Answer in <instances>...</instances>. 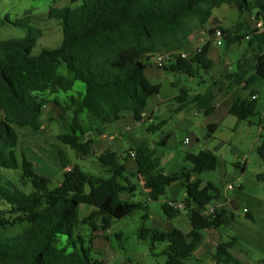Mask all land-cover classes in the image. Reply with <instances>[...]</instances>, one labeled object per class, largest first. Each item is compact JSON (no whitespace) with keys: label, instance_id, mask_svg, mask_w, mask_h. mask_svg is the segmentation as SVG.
I'll use <instances>...</instances> for the list:
<instances>
[{"label":"trees","instance_id":"1","mask_svg":"<svg viewBox=\"0 0 264 264\" xmlns=\"http://www.w3.org/2000/svg\"><path fill=\"white\" fill-rule=\"evenodd\" d=\"M223 4L234 5L241 12L255 11V18L264 20V0H70L49 12L62 26L61 45L44 48L39 54H33V50L43 31L25 20L16 21V25L27 27L28 34L0 42V198L9 205L6 210L0 209V264H104L94 258L92 242L99 234H92L90 245H86L79 233L81 226L89 224L93 232L109 230L114 221L136 210L147 211L149 202L160 200L177 182L185 191L184 210L191 230L165 231L144 225L140 233L143 239L169 243L163 251L168 257L166 264H187L204 245L205 232L226 225L225 208H215L212 217L206 215L219 195L213 183H204L199 177L218 167L219 157L212 150L187 153L185 159L192 168L169 175L147 139L135 140L127 155L113 148L95 155L94 140L86 138L92 129L102 134L103 127L120 121L127 113L137 122L144 121L149 98L159 92L160 86L146 78L148 64L143 58L150 60L157 53L186 49L195 28H204L214 8ZM219 28L230 44L244 39L239 36L243 23ZM248 33L253 34L251 45L258 49L251 68L240 59L237 70L226 75L233 84L227 87L228 92L241 86L242 93L229 108V113L240 120L255 115L257 90L252 86L264 80V30L254 27ZM210 44L188 57H175L163 69L194 78L200 68L211 70L214 61L209 57ZM76 82L84 83L85 90L69 96L64 104L54 100L63 113L71 111V122L58 139L75 151L76 159L96 157L100 173L86 171L61 148L58 155L66 170L61 182L54 184L50 177L35 171L25 153L19 158V130H42L47 100L35 93L67 92ZM224 86L223 81L214 79L204 94L191 96L183 90L176 97L179 105L175 111H184L194 103L207 116L212 115L217 108L214 89L221 92ZM88 120L91 125L86 127ZM164 123L150 124L147 130L156 131ZM209 127L215 130L217 124ZM168 137L161 141L163 145ZM259 151L264 157V142ZM128 156L138 165L131 173L126 165ZM132 177L140 185L133 183ZM139 186L146 191L148 201L131 199ZM122 194L129 198L123 199ZM173 202L163 203L169 219L181 214ZM83 204L94 207L84 218L80 215ZM247 217L253 219L248 212ZM238 242L235 236L218 242L213 264H244L232 252Z\"/></svg>","mask_w":264,"mask_h":264},{"label":"rangeland","instance_id":"2","mask_svg":"<svg viewBox=\"0 0 264 264\" xmlns=\"http://www.w3.org/2000/svg\"><path fill=\"white\" fill-rule=\"evenodd\" d=\"M70 0H0V42L13 38H23L28 34L26 26L16 25L17 20H25L30 26L43 31L33 50V54H39L44 48H57L63 39V30L59 21L49 16L53 8H61ZM256 12L239 11L236 6L220 5L214 8L212 18L204 28H195L189 46L184 49L190 55L193 54L199 40L208 37L212 40L211 29L217 27L233 28L239 23L244 24L239 36L244 39L236 43H228L226 39L222 46L210 44L209 56L214 59V68L206 70L200 68L196 77H190L183 73H174L170 70L158 68L154 59L143 60L148 64L145 76L152 84H158L160 90L150 96L147 113L142 122L134 120L131 114H126L121 121V131L124 132V147L122 153L127 155L130 144L135 140L147 139L149 147L155 151L161 162L162 168L169 175L181 173L184 168L192 163L185 160L187 153H199L202 150H212L219 157L218 167L215 170L206 171L199 175L204 183L211 182L219 192L213 201L212 208H225L228 210L226 225L221 229L209 230L206 233V242L187 264H211L212 254L217 243L228 241L235 236L239 242L232 252L237 255L244 264H264V157L259 149L264 142V80H257L252 88L257 90V105L255 115L246 120H240L228 112V105L232 104L236 97L242 93L241 86L229 89L232 84L227 74H232L237 69V63L243 59V65L251 68L258 49L251 45L250 39L245 35L255 27ZM234 68V69H230ZM235 70V71H233ZM65 73V68L60 69ZM224 82L225 89L216 98V111L207 116L196 104H189L182 114L175 112L179 105L177 96L187 90L191 96L204 94L210 89L213 80ZM85 90V84L76 82L73 89L58 94L41 95L35 93L39 99L45 98V113L41 131H32L27 128L20 129L21 141L17 152L25 153L34 163L37 173L46 175L54 184L61 182L63 172L66 170L60 163L58 149L67 150L74 162L93 174H99L100 168L96 157L86 160L76 159V153L65 143L58 139V135L71 122V111L63 113L61 104L68 101L69 96L77 95ZM215 90V89H214ZM245 93V92H244ZM86 115V114H85ZM86 118V117H85ZM165 121L160 129L149 132L150 124H159ZM89 120L85 122L88 127ZM217 123V128L212 130L209 123ZM91 127V126H90ZM97 136L99 132L92 129L86 136ZM169 135L167 144L161 141ZM96 155V154H95ZM126 165L129 173L136 171L137 161L128 156ZM133 183L139 185L136 177H132ZM177 186L176 198L172 204L184 214H179L175 219H169L163 209V203L167 199H174L172 190ZM179 186V187H178ZM89 191V188H87ZM185 197L183 187L177 182L167 188L166 195L158 201L149 202V209L136 210L132 214L114 221L109 230L93 232L89 224L81 226L79 233L84 238L85 244L90 245L91 235L99 234L92 242L94 258L103 260L104 264H166L167 255L163 251L168 242H154L150 237H140L142 227H156L165 231L179 228L186 231L190 227V221L184 210L182 200ZM123 199L129 195L122 194ZM135 201H148L147 194L142 192L139 186L136 195L131 197ZM237 201L239 209L234 210L230 202ZM178 202V203H177ZM9 205L0 198V209L6 210ZM214 212L206 211V215L212 217ZM247 212L253 219L247 217ZM148 217H145V215ZM187 224V226H185ZM259 235L263 242L256 240ZM255 237V238H254ZM256 241V242H255Z\"/></svg>","mask_w":264,"mask_h":264},{"label":"crops","instance_id":"3","mask_svg":"<svg viewBox=\"0 0 264 264\" xmlns=\"http://www.w3.org/2000/svg\"><path fill=\"white\" fill-rule=\"evenodd\" d=\"M192 40V35L190 37V41ZM211 48V46H210ZM209 52H210V49H209ZM210 57V56H209ZM211 58V57H210ZM212 59V58H211ZM214 61V59H213ZM243 61V59H242ZM215 64V63H214ZM213 68H214V65H213ZM212 68V69H213ZM230 69H234V68H230ZM237 70V69H236ZM235 71V70H233ZM215 93L217 94V98H219V91L215 89ZM226 93H230L228 91H226ZM230 104L228 105V112H229V108H230ZM176 112V111H175ZM183 111L181 112H177L179 114H182ZM127 114H130V113H127ZM126 115V114H125ZM146 116H148L149 114L146 112L145 113ZM149 119H151L152 116L149 115ZM124 119L122 118L120 121H117L115 123H112L110 125H107L105 127H103V133L102 134H99L97 136H95L92 132L91 134V138L94 140V144H93V149L95 151V154L96 155H99L101 154L103 151H105L107 148H113V149H116V150H119L121 151L122 148L124 147L125 144H123L124 142V132L121 131V126L119 123H121V121H123ZM209 124H217L216 122H213V123H209ZM218 126V125H217ZM216 129V128H215ZM133 145V144H130V146ZM122 152V151H121ZM69 153V152H68ZM70 155V153H69ZM71 157V155H70ZM186 160V159H185ZM187 161V160H186ZM189 162V161H188ZM192 164L189 165L187 168L188 169H191L192 168ZM184 170H187L186 168H184ZM183 170V171H184ZM62 180V179H61ZM140 185V183H139ZM170 187V186H169ZM179 187V186H178ZM177 186L174 187V190H172V193L174 194V197L176 196V192H177ZM144 194H146V191H142ZM167 200H178L176 197L174 199H167ZM166 200V201H167ZM184 200V199H183ZM182 200V201H183ZM94 207L92 205H88V204H83L80 206V215L82 218L88 216L92 211H93ZM184 214V212L181 211V215ZM185 226H187V224H185ZM191 230V225L190 227L185 231V232H189ZM209 231V230H208ZM206 231L205 232V235L206 233L208 232ZM258 237H256V240L259 242V240L261 242H263V239L259 237V235H257ZM255 238V237H254ZM206 242V241H205ZM256 242V241H255ZM260 243V242H259ZM205 244V243H204ZM203 247V246H202ZM264 251V250H263ZM261 260H264V259H261ZM244 262V261H243ZM211 264H213V261H211Z\"/></svg>","mask_w":264,"mask_h":264},{"label":"built area","instance_id":"4","mask_svg":"<svg viewBox=\"0 0 264 264\" xmlns=\"http://www.w3.org/2000/svg\"><path fill=\"white\" fill-rule=\"evenodd\" d=\"M253 20L255 21V28L259 31H262L264 30V20L262 19H256L255 17H253ZM225 34L223 32V30L219 27L215 28L213 34H212V40L208 37H202L200 40H199V44L196 46L195 48V52L197 51H200L201 48L207 43V42H212L214 45H217V46H222L223 45V41L225 39ZM253 37V34L252 33H248V35L245 37V39H251ZM190 54L184 50H178V51H173V52H162V53H157L155 55H153V59H154V62L156 64V66L158 68H161L163 69L164 66L170 62H172L175 57H188ZM132 156H135L134 153H132ZM185 204L182 203L181 206H184ZM207 211H215L213 210L212 206L209 207V209Z\"/></svg>","mask_w":264,"mask_h":264},{"label":"water","instance_id":"5","mask_svg":"<svg viewBox=\"0 0 264 264\" xmlns=\"http://www.w3.org/2000/svg\"><path fill=\"white\" fill-rule=\"evenodd\" d=\"M230 205H231V207H232L234 210L239 209V205H238L237 201H235V200H232V201L230 202Z\"/></svg>","mask_w":264,"mask_h":264}]
</instances>
